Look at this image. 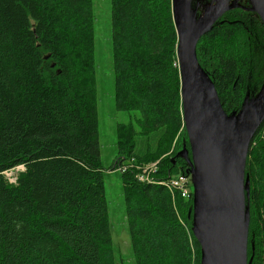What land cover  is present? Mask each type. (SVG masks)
<instances>
[{"label": "trees", "instance_id": "1", "mask_svg": "<svg viewBox=\"0 0 264 264\" xmlns=\"http://www.w3.org/2000/svg\"><path fill=\"white\" fill-rule=\"evenodd\" d=\"M198 1L188 2L190 21L199 18ZM110 5L115 106L136 112L117 125L110 170L132 159L159 161L157 179L184 175L193 184L173 0ZM94 31L93 0H0V264H117ZM197 59L226 116L262 94L264 24L249 0L213 23ZM20 166L11 183L4 173ZM118 174L135 263L201 264L189 218L193 190L185 198L139 182L133 170ZM244 181L247 264H264V122L248 150Z\"/></svg>", "mask_w": 264, "mask_h": 264}, {"label": "water", "instance_id": "2", "mask_svg": "<svg viewBox=\"0 0 264 264\" xmlns=\"http://www.w3.org/2000/svg\"><path fill=\"white\" fill-rule=\"evenodd\" d=\"M215 1L212 9L194 22L188 16L189 0H173L192 160L188 152L181 154L189 161L195 185L194 209L189 218L201 248V264H247L245 161L264 122V91L234 116L223 112L211 81L199 65L197 45L213 23L238 4L229 6L231 0ZM249 1L264 24V0ZM253 111H258V115ZM249 119L252 122L248 126Z\"/></svg>", "mask_w": 264, "mask_h": 264}, {"label": "rangeland", "instance_id": "3", "mask_svg": "<svg viewBox=\"0 0 264 264\" xmlns=\"http://www.w3.org/2000/svg\"><path fill=\"white\" fill-rule=\"evenodd\" d=\"M95 8V31L93 48L94 80L97 88L99 139L101 158L105 169L106 195L109 204V215L112 224L113 244L117 264H136L132 253L130 234L126 224V208L122 194V184L118 171L110 170L117 156L116 128L119 123H129L131 115L136 112L118 111L115 106L114 82L115 73L112 63L111 41V5L110 0H93ZM244 0H231L229 6L241 4ZM206 0H199L197 8L200 17L206 15L216 1L212 4ZM177 140L173 143L169 154L177 149ZM168 155V154H166ZM165 155V156H166ZM163 156V157H165ZM19 171H21L19 169ZM15 172H9L14 179ZM191 189L195 191V185Z\"/></svg>", "mask_w": 264, "mask_h": 264}, {"label": "built area", "instance_id": "4", "mask_svg": "<svg viewBox=\"0 0 264 264\" xmlns=\"http://www.w3.org/2000/svg\"><path fill=\"white\" fill-rule=\"evenodd\" d=\"M158 164L159 161L150 164H139L134 159H132L119 165L116 171L125 173L133 170L136 172L137 180L141 183L164 186L173 195H175V193H180L185 198L191 197V179L184 175H178L165 180L157 179L155 175L159 170ZM19 169L24 171L22 166L10 171L12 172L11 175L13 174V171H16L14 179L9 177V172H5L4 175L11 183H15L18 173L21 172Z\"/></svg>", "mask_w": 264, "mask_h": 264}, {"label": "bare ground", "instance_id": "5", "mask_svg": "<svg viewBox=\"0 0 264 264\" xmlns=\"http://www.w3.org/2000/svg\"><path fill=\"white\" fill-rule=\"evenodd\" d=\"M262 107H263V105H260V106H259L260 109H262ZM253 112H254V111H253ZM253 112H252V113H253ZM254 114H255V115H258V111H255ZM251 122H252V120L249 119V120H248V126L250 125ZM24 169H25V168H24ZM15 175H16V174H15ZM18 175H19V174H18ZM16 183H17V182H16Z\"/></svg>", "mask_w": 264, "mask_h": 264}]
</instances>
